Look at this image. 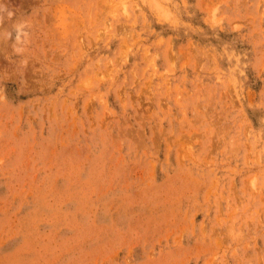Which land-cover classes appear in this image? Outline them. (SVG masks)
<instances>
[{
    "label": "rangeland",
    "instance_id": "374dc122",
    "mask_svg": "<svg viewBox=\"0 0 264 264\" xmlns=\"http://www.w3.org/2000/svg\"><path fill=\"white\" fill-rule=\"evenodd\" d=\"M0 264H264V0H0Z\"/></svg>",
    "mask_w": 264,
    "mask_h": 264
}]
</instances>
